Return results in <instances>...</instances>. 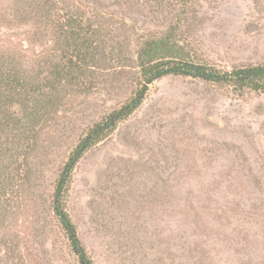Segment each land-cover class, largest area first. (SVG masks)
<instances>
[{"label": "rangeland", "instance_id": "374dc122", "mask_svg": "<svg viewBox=\"0 0 264 264\" xmlns=\"http://www.w3.org/2000/svg\"><path fill=\"white\" fill-rule=\"evenodd\" d=\"M43 3L0 0V69L31 79L29 104L45 102L5 174L16 185L0 216V264H79L52 208L57 180L90 129L142 84L145 38L179 23L195 61L222 70L264 63V0H50L44 13ZM68 12L90 17L99 46L80 86L49 75ZM66 208L94 264H264V92L155 80L84 153Z\"/></svg>", "mask_w": 264, "mask_h": 264}, {"label": "trees", "instance_id": "16d2710c", "mask_svg": "<svg viewBox=\"0 0 264 264\" xmlns=\"http://www.w3.org/2000/svg\"><path fill=\"white\" fill-rule=\"evenodd\" d=\"M43 1L44 13L50 0ZM68 13L57 21L58 35L50 55H53L55 60L50 61L52 69L49 75L59 81L74 80L76 85L80 86L86 84L84 78L88 77L87 72L92 68V62L97 60L99 46L95 43L96 28L90 17L78 12ZM179 25L178 23L171 27L163 35L148 37L141 42L137 63L142 84L128 102L112 111L102 122L90 129L70 154L58 177L52 208L78 257L79 264H94V262L88 255L66 208V193L74 168L90 147L109 131L115 129L120 121L130 116L141 105L149 86L155 80L168 75L192 76L205 81L230 84L239 90L250 89L264 92V63L222 70L210 64L195 61L189 49L181 43L177 35ZM21 72L27 73L29 70L23 68ZM1 85L3 87L0 90V216L9 212L8 188L10 185H16L14 178H6L5 175L6 171L14 166L17 151L23 153L17 150L16 145L25 130L30 128L29 125L42 116L41 110L43 113L45 109V102L42 100L33 102L32 105L24 100L25 95L31 92L34 86L31 79L26 80L20 76V70L0 69ZM15 106L19 107L20 112L13 110ZM24 123L25 125L22 126ZM1 138L4 140L1 141ZM8 160L10 164L3 163Z\"/></svg>", "mask_w": 264, "mask_h": 264}]
</instances>
